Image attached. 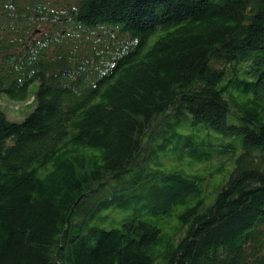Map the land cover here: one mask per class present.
Listing matches in <instances>:
<instances>
[{
	"label": "trees",
	"instance_id": "16d2710c",
	"mask_svg": "<svg viewBox=\"0 0 264 264\" xmlns=\"http://www.w3.org/2000/svg\"><path fill=\"white\" fill-rule=\"evenodd\" d=\"M0 264H264V0H0Z\"/></svg>",
	"mask_w": 264,
	"mask_h": 264
},
{
	"label": "rangeland",
	"instance_id": "374dc122",
	"mask_svg": "<svg viewBox=\"0 0 264 264\" xmlns=\"http://www.w3.org/2000/svg\"><path fill=\"white\" fill-rule=\"evenodd\" d=\"M38 82H33L28 89V98L24 101L11 99L4 95L0 99V107L7 114L8 119L12 121L23 120L35 107L33 100V94L36 92Z\"/></svg>",
	"mask_w": 264,
	"mask_h": 264
}]
</instances>
